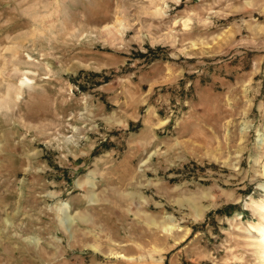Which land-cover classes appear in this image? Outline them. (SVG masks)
Segmentation results:
<instances>
[{
	"label": "rangeland",
	"instance_id": "rangeland-1",
	"mask_svg": "<svg viewBox=\"0 0 264 264\" xmlns=\"http://www.w3.org/2000/svg\"><path fill=\"white\" fill-rule=\"evenodd\" d=\"M264 0H0V264H264Z\"/></svg>",
	"mask_w": 264,
	"mask_h": 264
},
{
	"label": "bare ground",
	"instance_id": "bare-ground-1",
	"mask_svg": "<svg viewBox=\"0 0 264 264\" xmlns=\"http://www.w3.org/2000/svg\"><path fill=\"white\" fill-rule=\"evenodd\" d=\"M259 232H260V239L259 240L261 241L260 247H261V249H263V252H264V226H261L259 228Z\"/></svg>",
	"mask_w": 264,
	"mask_h": 264
}]
</instances>
